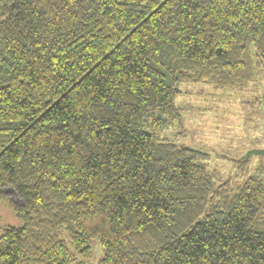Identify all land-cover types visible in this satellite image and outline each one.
Segmentation results:
<instances>
[{
  "label": "trees",
  "instance_id": "trees-1",
  "mask_svg": "<svg viewBox=\"0 0 264 264\" xmlns=\"http://www.w3.org/2000/svg\"><path fill=\"white\" fill-rule=\"evenodd\" d=\"M257 77L264 0H0V264H264L250 156L171 139L182 84Z\"/></svg>",
  "mask_w": 264,
  "mask_h": 264
},
{
  "label": "rangeland",
  "instance_id": "rangeland-1",
  "mask_svg": "<svg viewBox=\"0 0 264 264\" xmlns=\"http://www.w3.org/2000/svg\"><path fill=\"white\" fill-rule=\"evenodd\" d=\"M180 90L176 104L183 109L182 122L173 128L171 139L205 152V162L216 181L233 176L235 163L246 159L243 156L248 151L264 150L263 78H255L242 90L223 91L204 84H182ZM248 160L249 172L257 171L264 180V155L252 154ZM5 193L18 202L11 189ZM19 224L11 208L2 205L0 227ZM97 258L95 251L90 263L96 264Z\"/></svg>",
  "mask_w": 264,
  "mask_h": 264
},
{
  "label": "water",
  "instance_id": "water-1",
  "mask_svg": "<svg viewBox=\"0 0 264 264\" xmlns=\"http://www.w3.org/2000/svg\"><path fill=\"white\" fill-rule=\"evenodd\" d=\"M252 154H261V155H264V150H250L243 157L244 158H247L248 156H250Z\"/></svg>",
  "mask_w": 264,
  "mask_h": 264
}]
</instances>
